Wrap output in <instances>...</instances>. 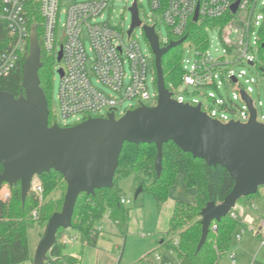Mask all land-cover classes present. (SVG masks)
I'll use <instances>...</instances> for the list:
<instances>
[{"label":"built area","instance_id":"obj_1","mask_svg":"<svg viewBox=\"0 0 264 264\" xmlns=\"http://www.w3.org/2000/svg\"><path fill=\"white\" fill-rule=\"evenodd\" d=\"M38 1L37 17L32 7L28 6V0H0V30L7 32L9 40L6 49L0 51V77L10 73L25 55L28 56L32 29L37 31L39 28L41 45L47 56L57 60L62 49V58L59 61L63 70L59 88V112L64 119L78 114L84 115L83 121L91 116L107 117L111 112L116 115L118 107L126 100H135L137 103L129 109L157 104L158 89L151 94L148 87L151 68L156 72L155 55L152 57L143 51L135 34L137 27L142 29L146 37L144 26H153L160 46L164 47L183 37H186V41L191 23L201 24L205 19L227 17L224 24L216 25L221 27L224 55L215 58L207 46L194 44L193 60L182 59V81L178 85H171L168 90L173 99L193 106L201 104L203 111L223 123L231 120L245 123L250 119V105L241 94L244 91L252 100L257 120L264 123V111L260 110V107L264 106V99L255 101L251 96L254 86L260 83L259 78L248 76L246 69L236 72L232 68L242 64L255 67L264 80V59L259 63L253 52L254 46L259 51L263 47L261 38L264 32V13L258 14L256 9L261 6L264 10V0H148L151 15L145 12L141 14V0H125L131 1V6L136 1L141 20V24L131 32V26L126 31L124 25L120 26L105 18L114 0ZM235 4L236 9L233 10ZM196 13L198 18L194 20ZM237 19L241 21L239 26L235 25ZM161 23L165 24L170 32L167 39L160 37L157 32ZM226 26L232 29L227 30ZM257 26L258 34L255 33ZM232 31L237 32L236 40L230 39ZM148 44L153 53L149 41ZM155 77L156 83L157 75ZM93 78L109 90L98 87ZM241 78H244V83L240 81ZM222 85L232 89V97L220 94ZM182 86L186 92L189 87H194L193 92L198 93L202 88H215L219 96L214 92L204 94L210 102L208 105L194 98L186 100L178 91ZM236 101H241V106ZM97 112L101 115L93 116ZM31 188L42 200L43 187L35 178ZM6 197L9 198L10 195L6 194ZM120 201L124 205L132 202L126 195H122ZM230 214L239 220L242 211L239 212L235 206ZM33 217L38 218L37 209L33 211ZM216 228L217 225L214 224L212 229ZM243 232L244 230L241 233ZM258 236L261 245H264V219L261 221ZM238 239H241V234ZM74 241H79L76 233L63 234V243ZM174 242L177 244L178 240L175 238ZM232 258V264H236L235 254ZM154 259L159 264H171L164 260L159 252H155ZM44 264L51 262L46 259Z\"/></svg>","mask_w":264,"mask_h":264},{"label":"water","instance_id":"obj_2","mask_svg":"<svg viewBox=\"0 0 264 264\" xmlns=\"http://www.w3.org/2000/svg\"><path fill=\"white\" fill-rule=\"evenodd\" d=\"M130 9L129 32L141 24L136 1ZM197 18L196 13L194 20ZM144 31L155 55L159 96L156 105L129 109L120 118L111 112L107 117L91 116L75 125L61 126L57 122L50 125L48 101L38 78L42 62L35 28L24 68L25 95L16 97L0 90V164L3 166L0 187L21 181L25 202L37 175L55 169L68 183L62 210L50 217L33 264H44L56 243L58 230L71 227L82 192L94 194L96 189L114 186L125 142L156 144L158 176L163 169V145L172 140L194 158H202L209 165H221L234 177L235 185L226 198L220 203L210 201L203 208L197 251L206 242L212 222L220 221L241 197L257 193L264 184V123L257 120L251 98L244 91L241 93L251 108V117L245 123L235 120L223 123L203 111L201 104L193 106L173 99L165 84L162 59L186 37L161 47L153 26H144ZM61 58L62 49L57 60ZM58 72L63 75L62 68ZM142 191L140 185L135 199Z\"/></svg>","mask_w":264,"mask_h":264},{"label":"trees","instance_id":"obj_3","mask_svg":"<svg viewBox=\"0 0 264 264\" xmlns=\"http://www.w3.org/2000/svg\"><path fill=\"white\" fill-rule=\"evenodd\" d=\"M28 6L32 7L38 17L39 1L28 0ZM226 21L227 17H220L205 19L201 24L191 23L187 38L198 46L206 47L208 45L206 28L224 24ZM37 32L42 62V66L38 70V78L50 110L49 91L55 60L43 51L39 28ZM7 37V32L1 29L0 51L6 49L9 41ZM263 45L264 32L262 33L261 47ZM182 58L181 45L172 48L163 56L162 66L168 89H171V85H178L182 81ZM26 59L25 55L15 69L0 77L1 91H7L16 97L25 95L23 75ZM53 123L55 122L50 110L49 124ZM156 156L155 143L125 142L120 154L114 186L96 189L94 194L82 192L75 205L72 225L68 229L73 230L79 236V241L82 244L95 246L100 232V224L105 216H108V219L116 226L119 235L125 239L129 232L131 208L120 201L121 196L125 193L120 187L118 179L130 175L141 176L139 184L143 186L142 192L151 193L155 199L157 210L161 211L168 200L170 188L175 184L177 177L181 175L187 186L196 189V201L195 203L181 200L175 202L167 231L170 237L168 240L165 239L162 245L177 255L179 264H217L220 255L230 250L239 220L234 219L229 213L220 221H213L206 242L197 251L202 236L201 212L208 202L220 203L226 198L235 185L234 177L221 165H209L202 158H194L190 152L184 151L172 140L163 145V169L160 176L156 172ZM2 171L3 166L0 164V173ZM36 180L43 187L42 200L39 194L31 188L23 202L21 181L13 185L4 183L0 187V264L33 262L29 251V228L38 223L43 229V237L50 217L55 212L62 210L68 187L64 175L52 169L37 175ZM4 185L7 188L2 190ZM63 187L64 192L61 197H57L56 192ZM6 194H9L10 197L7 198ZM248 196H243L239 200L248 202ZM35 209L38 210V218L33 217ZM214 224L217 225L215 230L212 229ZM68 229L60 228L58 230L56 243L47 257L51 264L76 262V257L64 251L66 244L62 242V236ZM172 234H175V237ZM175 238L178 240L177 244L174 242ZM149 256L150 253L132 264H147L150 262Z\"/></svg>","mask_w":264,"mask_h":264},{"label":"rangeland","instance_id":"obj_4","mask_svg":"<svg viewBox=\"0 0 264 264\" xmlns=\"http://www.w3.org/2000/svg\"><path fill=\"white\" fill-rule=\"evenodd\" d=\"M141 14L144 12L147 15H151V9L148 5V0L140 1ZM131 1L125 0H114L110 4V11L108 10L105 14L106 19H110L111 22L124 25L126 31L130 28L132 23V12L130 10ZM256 13L263 14L264 10L261 6L256 9ZM235 25L239 26L241 21L237 19ZM225 29L231 30L229 26ZM208 36L207 49L215 57L224 55V41L222 38V32L220 26L206 28ZM157 32L160 37L167 39L170 32L165 24L161 23L157 27ZM259 26L256 27L255 33L258 34ZM135 34L139 38L141 47L143 51L153 57V53L150 50L148 44V39L144 36L143 31L140 27H137ZM231 40H236L237 32L232 31L229 35ZM126 38H128L126 36ZM182 47V59L193 60L194 57V43L187 39L184 43L180 44ZM253 51L257 57V61L261 63L264 59V48L259 51L256 46ZM61 67V62L58 60L54 61V72L52 76V84L49 91V104L50 110L53 116V121L61 125L69 124L75 125L83 121L84 115L78 114L75 116L68 117L64 119L59 112V88L61 75L58 72ZM236 72L241 69L247 70L248 76H255L259 78L260 83L258 86H254V91L251 94L252 98L257 101L258 99H264V80L262 75L257 71L255 67H249L247 65H234L232 67ZM156 72L153 68L149 73L148 87L151 94L157 91V86L155 83ZM95 84L105 90H109L103 84L96 81L93 78ZM240 81L244 83V78ZM194 87H189L188 91H184V87H180L178 91L185 97L186 100L198 99L204 102L205 105L210 104L208 98L204 95L209 92H214L216 96H219V92L215 88H202L200 92H193ZM220 94L227 96V94L232 97V89L230 87H225L222 85L220 87ZM115 95L118 96L117 93ZM236 103L241 106V101H236ZM132 105H137L135 100H126L122 106H119L116 111V116L118 118L122 117L124 111L129 109ZM261 111H264V106L260 107ZM104 113H106L104 111ZM103 114V113H102ZM101 113H94L93 116H100ZM234 117V116H233ZM141 176L130 175L126 177H120L118 182L122 188L124 195L131 198L132 202L128 206L131 208L130 218L132 221L133 230L128 232L127 237L124 239L117 233L116 227L105 216V219L100 224V232L96 241V245L81 243L67 244L65 252L69 251L71 254L76 256L75 263L66 264H132L137 262L142 256L150 253V262L147 264H158L154 259V244L155 240L160 237L156 230L157 221V207L155 204L154 197L149 192H141V194L135 199V193L138 190L140 184L139 180ZM36 180V177H35ZM7 186L4 185L2 190H5ZM64 192V187L60 188L56 193L57 197H61ZM55 193V192H54ZM248 202L239 200L236 204L239 212L242 211V215L239 219V225L237 226L234 234L233 241L226 253L220 255L217 264H232V255L235 254L234 260L236 264H264V245H261L260 237L258 232L261 231V221L264 219V184L259 187L257 193L248 196ZM139 208H143L144 212L140 213ZM108 222V223H107ZM242 230H244L243 233ZM71 231V230H69ZM43 229L36 223L33 227L28 230V242L31 252L35 255L37 246L40 241V236H42ZM145 234V235H144ZM241 234V239H238V235ZM175 237V234H172ZM161 237L159 238V240ZM161 245V244H160ZM159 245V251L166 256L167 262L172 264H179L178 257L175 253L170 254L169 250L165 245ZM33 255V256H34ZM34 258V257H33ZM26 264H33L29 261Z\"/></svg>","mask_w":264,"mask_h":264},{"label":"crops","instance_id":"obj_5","mask_svg":"<svg viewBox=\"0 0 264 264\" xmlns=\"http://www.w3.org/2000/svg\"><path fill=\"white\" fill-rule=\"evenodd\" d=\"M196 193H197L196 189L194 187L187 186L186 183L183 180V177L181 175H179L177 177V180H176L175 184L170 188L168 200L163 205L161 211H157L158 213H157V221H156V230L159 233L161 239L159 240V238H160L159 237L158 239L155 240L156 243L154 244V246H155L154 252H159L162 255L163 259L166 260V261H167L166 256L163 253H161L158 248H159L160 244L161 245L163 244L165 239L168 240L169 237H170L167 234V231L169 229V221H170L173 209H174L175 202L178 201V200H181V201H185V202H188V203H195V201H196ZM138 211L140 213H143L144 209L143 208H139ZM132 221L133 220L130 218V215H129V230L130 231L133 230ZM112 224L114 225V223H112ZM69 230H71V229H68L64 233L66 235L75 234V232L73 230H71V231H69ZM117 233H118V230H117ZM41 238H42V236H40V240H41ZM74 243H81V242L80 241H74V242L67 243V244H74ZM82 245H85V244H82ZM29 251H30L31 258H33L34 254L31 252L30 247H29ZM67 253L71 254L69 251ZM169 253L173 254L174 252L169 251ZM73 256L76 257L75 255H73ZM144 256H146V255H144ZM144 256H142V257H144Z\"/></svg>","mask_w":264,"mask_h":264}]
</instances>
